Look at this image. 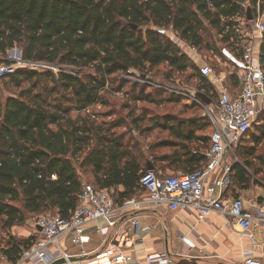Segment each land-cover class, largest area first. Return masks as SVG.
<instances>
[{
  "label": "trees",
  "instance_id": "16d2710c",
  "mask_svg": "<svg viewBox=\"0 0 264 264\" xmlns=\"http://www.w3.org/2000/svg\"><path fill=\"white\" fill-rule=\"evenodd\" d=\"M245 1L0 0V63L10 62L8 50L18 47L24 60L60 66L57 75L22 67L1 78L8 88L5 98L0 90V218L4 227L23 225L47 212L71 216L84 183L108 190L123 185L126 190L119 196L124 199L138 189L146 193L140 177L149 164L158 174L203 168L214 130L210 121L211 133L198 135L208 124L189 119L185 129V122L178 120L175 129L169 125L177 120L175 116L161 117L164 122L156 127L182 141H159L157 147L174 151L148 161L137 143L117 131L125 121H98L108 112L95 108L108 104V91L122 90L125 81L116 87L113 82L118 73L134 69L146 74L166 66L167 79L173 78V72L181 75L191 70L187 78L197 79L198 90L213 98L214 86L161 29L172 28L202 52L221 55L223 46L240 58L243 45L235 15H247L250 8L253 19L264 18V0H248L243 6ZM260 63L264 71V38ZM89 69L93 72H86ZM140 95L151 99L144 86ZM256 123L261 134H252V139L258 142L264 137V113ZM254 126L240 143L250 138ZM200 141L205 143L204 151L198 150ZM243 149L244 161L233 166L234 185L240 187L250 182L246 175L251 162L243 155L255 151L254 147ZM34 239L10 234L0 253L13 264ZM175 264L199 263L189 259Z\"/></svg>",
  "mask_w": 264,
  "mask_h": 264
},
{
  "label": "built area",
  "instance_id": "2783aa9c",
  "mask_svg": "<svg viewBox=\"0 0 264 264\" xmlns=\"http://www.w3.org/2000/svg\"><path fill=\"white\" fill-rule=\"evenodd\" d=\"M248 0L242 3L246 6ZM213 7V2L209 1ZM237 30L242 39V54L236 58L228 49L224 54L238 64V89L229 90L224 85L225 77L216 72L204 59L198 46L183 40L172 28H162L182 52L186 53L203 75L215 88L216 100L211 104L198 97V88H175L161 83L159 88L183 96L191 104L201 107L213 126L210 135V148L204 152L207 163L203 168L177 174H158L149 169L141 174L140 184L146 194L142 198L124 201L117 205L112 190L97 189L90 183H84L79 204L69 217L46 213L36 217L33 226L40 227V237L13 264L31 261L35 264H52L60 258L70 259L63 249L60 239L70 235L72 242L85 253V229L90 221L105 219L107 225L116 229V235L122 231L117 226L114 216L132 213L144 206H165L170 210L193 209L198 220H205L212 212H218L228 218V223L238 226L239 231L255 243L264 245V199H253L251 203L234 190L233 156L238 158L237 149L242 137L250 130L252 124L264 113V71L260 63V46L264 38V18L258 16L252 20L245 14L235 15ZM246 23H249L248 26ZM18 50L14 49V52ZM14 60L0 63V79L16 72L18 68L40 70L45 62L27 61L22 53ZM49 65V64H48ZM121 81L134 79L137 82L152 85L145 74L131 69L117 74ZM150 77V76H148ZM173 89V90H169ZM117 94L123 95L118 91ZM240 161V160H238ZM140 219L130 217L126 226L137 228ZM175 264V259L166 252L147 254L144 261L136 253H128L121 246L104 248L94 262L85 264ZM3 264H12L5 262ZM240 264H263L260 258L246 255Z\"/></svg>",
  "mask_w": 264,
  "mask_h": 264
},
{
  "label": "crops",
  "instance_id": "0c3cea01",
  "mask_svg": "<svg viewBox=\"0 0 264 264\" xmlns=\"http://www.w3.org/2000/svg\"><path fill=\"white\" fill-rule=\"evenodd\" d=\"M224 49L227 48L222 49L223 53ZM234 56L236 57L235 54ZM230 61L238 68L234 60ZM111 190L115 193L117 205L130 199L142 198L146 194L138 189L130 196L120 199L119 194L125 192V187L118 185ZM231 191L244 196L249 203L255 198L264 199V183L258 179L254 182L250 178V182L243 187L235 184L234 190ZM130 217L140 219L137 228L126 226ZM114 219L122 229L118 235L116 229L109 227L105 219L87 223L84 254L82 249L72 242L70 235L63 236L60 244L68 252L70 259L62 264L94 262L104 248L115 245L121 246L128 253H136L141 261H144L147 254L166 252L178 262L193 259L199 264H240L246 255H253L260 258L264 264V245L251 241L239 231L238 226L230 225L228 218L218 212L210 213L205 220H198L197 212L193 209L173 211L165 206L150 205L132 213L116 215ZM32 228L33 231L22 225H14L11 235L25 239L35 237V241L41 236L40 229L34 226ZM0 255V264L7 262L1 253ZM20 264L35 263L24 261Z\"/></svg>",
  "mask_w": 264,
  "mask_h": 264
},
{
  "label": "rangeland",
  "instance_id": "374dc122",
  "mask_svg": "<svg viewBox=\"0 0 264 264\" xmlns=\"http://www.w3.org/2000/svg\"><path fill=\"white\" fill-rule=\"evenodd\" d=\"M222 49L224 48L223 46ZM16 50H20L21 48H14ZM17 52L12 53L11 49L8 50V60H14ZM22 52V51H21ZM222 52V50H221ZM203 57L205 61L213 67V69L218 72L222 73L225 77L224 85L228 87V89L231 91L235 88L240 87V82L237 78V67L230 61V59L222 52V54H215L213 52H202ZM58 65H44L40 67V70H48L53 71L56 75L59 71ZM66 68V67H65ZM167 71L166 67H161L160 69L153 70L151 72H147L145 75L152 85L137 82L134 79H128L125 80V82L121 81L119 77L116 75L113 79L114 86L116 87L119 85V81L123 82V88L121 92H123V95H119L116 93L115 89H112L111 91H108L106 93V98L108 100V104L101 106L97 105L95 109L99 111V113H105L108 112V114H102L104 117L98 118V121H102L105 119L106 121H112V120H121L123 119L125 121L124 125H121L117 127V131L122 133H126V139L130 140L133 143H137L139 145V150L141 153V156L146 160L151 161L154 159V157H159L166 153H172L174 151L171 147H157V144L159 141H163L164 139H172L175 142H181L182 139L176 136H172L170 134L169 130H164L160 127H156L159 123H163L164 119L161 117H164L166 115L175 116L177 120L170 121L169 125H173L176 129L178 125V120H182L185 123L183 124V128H187L186 123L189 121V119H197L199 125L200 124H208L205 131H199L197 132L198 135H209L211 133V128L209 125V117L205 113V111L194 104H191L186 98L183 96L176 95L175 98L172 97L173 92L164 90L159 88V85L161 83L170 84L173 89L175 88H188V87H195L198 88L199 82L197 79H194L192 77L187 78L188 73L185 74H177L176 72H173V78L167 79L163 73ZM86 72H93L92 70H86ZM139 72V71H138ZM235 75L234 80L232 79V76ZM150 76V77H148ZM234 81L236 83H234ZM135 84V85H134ZM44 85H51L49 82H44ZM141 86H144L145 89V95L147 93H150L151 99L144 98L142 95H140V88ZM169 89V90H173ZM0 90L1 95L3 98H5L8 94V88L3 86L2 79L0 80ZM162 91V92H158ZM160 93V94H159ZM217 98V94L213 96V100L215 101ZM97 113V112H96ZM143 117V119H142ZM161 118V119H160ZM137 119V124L134 123V120ZM260 119H256L254 122L255 126L253 127L250 138L243 141L239 144V149H237V155L238 158L233 156L234 161H238L242 163L244 161V157H242V151L244 150V147H254L255 151L254 154L243 155L246 156V158L251 162V166L249 168L247 167V175L254 180V182L258 181L264 183V137L261 138L258 142L254 141L252 139V134L260 135L261 132L258 129V125L256 122ZM175 123V124H174ZM261 123V121H260ZM257 124V125H256ZM133 127V128H132ZM199 149L204 151L205 143L200 141L199 143ZM242 147H241V146ZM152 146L153 151H152ZM248 153V152H247ZM246 153V154H247ZM253 169L258 171L259 173L257 176H254L252 174ZM172 171V169H167ZM165 171V170H163ZM92 177H90V182H92ZM93 183V182H92ZM236 184V183H235ZM47 213H53V212H47ZM34 220L29 219L27 223L23 224L22 226H25L32 231L34 230L31 226L33 225ZM29 226V227H28ZM11 234V229H7L4 227L3 224V218H0V247L5 244L7 240V236ZM1 256V255H0ZM178 261L176 260V263ZM241 263V262H240Z\"/></svg>",
  "mask_w": 264,
  "mask_h": 264
},
{
  "label": "water",
  "instance_id": "95a60500",
  "mask_svg": "<svg viewBox=\"0 0 264 264\" xmlns=\"http://www.w3.org/2000/svg\"><path fill=\"white\" fill-rule=\"evenodd\" d=\"M247 18L249 19V20H252L253 19V16H252V14H251V10H250V8H248V11H247ZM11 51L13 52L14 51V49H11ZM18 55H20L22 52L20 51V50H18ZM197 95H198V97H200L204 102H205V104H211L212 103V101H213V98L212 97H210L208 94H206L205 92H203V91H198L197 92ZM149 169H153V166H152V164H149ZM39 229H41L40 227H38ZM65 262H67V259H65V258H60V259H57L56 261H54L52 264H62V263H65Z\"/></svg>",
  "mask_w": 264,
  "mask_h": 264
}]
</instances>
